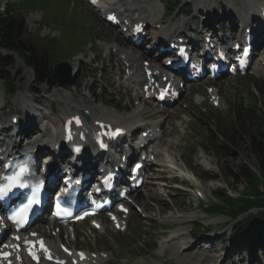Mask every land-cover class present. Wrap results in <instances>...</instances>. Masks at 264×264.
I'll use <instances>...</instances> for the list:
<instances>
[{
	"label": "rangeland",
	"instance_id": "1",
	"mask_svg": "<svg viewBox=\"0 0 264 264\" xmlns=\"http://www.w3.org/2000/svg\"><path fill=\"white\" fill-rule=\"evenodd\" d=\"M154 1L160 5L158 20L161 23H176L175 35L184 32L190 33L196 22L201 23L204 20L208 23V20L219 19V13L224 10V17L218 21L220 26L222 25L229 30L231 19L228 15L232 19L243 20L247 18L244 14L243 0H208L210 5L207 10L203 9L202 11H200V5L203 1L190 0L191 3L187 2L193 7L190 13L180 9L173 16L164 15L166 6L164 0ZM228 4L231 5L228 7ZM38 7L44 11V20L43 23L40 21L42 12L30 11L27 13L26 20L31 32L29 36L33 39L37 35L57 38L55 41L57 48L52 52L54 57L56 55H71L68 61L76 63V73L77 70L80 71L78 67H82L79 75L75 78L82 86L73 87L69 85L67 87L68 92L79 93V88L83 89L84 87H89L93 92L95 84H92L91 72H88L86 79L82 80L87 65L82 61L88 62L89 58L93 56L92 51L96 54L101 52L99 43L122 42L120 35L115 29L107 25L104 26L101 21H97L99 16L95 14L86 0H44L38 4ZM2 9L3 5L0 2V12ZM198 28H200V24ZM80 49H82L81 53L78 52ZM0 51L5 54L3 50ZM54 57L52 61L55 59ZM11 59L13 64L7 70L16 78L17 92L13 95L7 94L4 82L0 79V119L9 125L11 114L17 113L25 125H31L40 121V115L43 114H47L50 119L60 116L62 103L53 96L54 91H56L54 90L55 87L49 89L46 85H35L39 93H30L28 88L33 85L31 80L33 73L31 76L28 68L17 56L12 55ZM30 80L32 83H29ZM50 83H53L52 79ZM221 83L222 106L220 112L222 116H226L228 112L233 113L235 105L238 106L243 102L254 108V111L251 112V118H247L245 121L250 124L249 129L244 127L243 137L234 135V141L229 144L227 152L203 151L200 144L204 142V138L201 133L206 132L207 127L213 125H207L206 116L201 120L192 113L193 111L199 114L201 111L208 113L206 104L194 105L192 98L194 92L203 93L204 90L202 87H195L186 94L180 105L172 111L179 112L180 109L186 112L185 106H187L190 108L187 115L191 121L187 124L178 123L177 126L173 119L180 118L178 115H173L165 121L168 136H177L178 134L181 136L177 149L174 152L173 150L169 151L177 154L173 160L174 165L167 161L164 163L165 166L158 167L157 174L150 179L151 183L145 186L138 196L139 202L145 209H148V213L153 219L147 223L141 221L138 213L134 211L127 234L119 233L114 238L110 235V242L103 243L104 239L99 242L98 248L106 250L112 255L109 264H172L177 262L182 264H252L249 261L248 252L242 251L233 254L234 243L232 240L230 244L220 238L208 239V234L213 236L215 232L230 231L231 225L227 226L226 224L228 217L224 215L211 216L203 211L194 191L197 186L203 187L207 195L205 200L207 204L215 200L213 192L219 188L226 190L232 196H237L246 184L245 182L237 184L231 174H239L246 164H250L254 170L261 171L258 166L259 158L250 150L249 141L250 129H255L258 125V117L264 115V88L259 90L258 83L239 78L223 79ZM91 91L87 94L93 105L103 106L113 113L129 115L131 109H125L123 107L124 102L121 103V109H116L108 105L109 96L104 92H96L97 95L94 99ZM251 92L257 94L258 105L256 107L251 104ZM23 104L25 105L23 106ZM131 106L134 108V103ZM168 111L171 114V110ZM34 115L36 117H33ZM144 117L146 121L152 122L155 121L156 116L148 114ZM170 165L173 167H168ZM256 183H261V180H256ZM182 184H188L191 188L185 189ZM149 187L151 188L149 189ZM234 188H238V191L235 192ZM151 191L152 193H150ZM133 218L136 219L134 225L132 224ZM196 218H200L206 224L211 225L204 235L199 237L192 234V238L186 234L184 241L182 240L184 247L182 250L172 244L174 241L163 244L162 240L166 239L174 230L182 229L193 233L192 223ZM212 241L215 242V246H212ZM100 244H102L101 247ZM192 244H196L195 247L191 248ZM187 247L188 249H186ZM140 248L143 249L141 252H139ZM176 249L180 250V256L173 255V250ZM184 249L186 250L184 251ZM258 254L261 264H264V256L261 253ZM124 260L127 262L124 263Z\"/></svg>",
	"mask_w": 264,
	"mask_h": 264
},
{
	"label": "trees",
	"instance_id": "2",
	"mask_svg": "<svg viewBox=\"0 0 264 264\" xmlns=\"http://www.w3.org/2000/svg\"><path fill=\"white\" fill-rule=\"evenodd\" d=\"M5 1L6 11L0 14V49L5 50L7 53L17 54L33 70L35 82L38 85L47 84L48 76L54 78L51 64L47 60L48 56H51L49 50L54 49V42L44 38L37 40V42L27 40V24L23 15L25 11L37 8L38 4L44 0ZM11 64L12 61L9 55L0 53V78L8 84L14 81L7 70V67ZM56 84L57 81L52 85ZM48 86H51V84H48ZM261 86L264 88V84H261ZM252 105L254 107L257 106L255 99H253ZM235 111V118L233 119V116L230 115L228 122L220 119L216 113L211 112L214 115L212 119L216 121L218 133L210 129L207 141L211 142L214 150L226 152L229 144L234 139L232 132L242 134L245 131L244 127L249 129L250 124L245 121L247 118H251V112L254 109L241 105ZM250 132L249 147L259 158V167L264 175V116L258 117V125L255 129L251 128ZM217 134L221 135L222 138L217 137ZM231 176L237 184L245 182L246 191L243 192L242 196L232 198L222 190H219L216 192V197L222 200V203L213 202L211 206H208L207 210L211 214L226 212L231 216V220H235L239 215L248 212L250 209L258 208L257 213H250L235 224L234 239L235 245L239 249H247L254 255L256 250H261L264 253V192L259 189L256 183L258 178L255 172L246 165L243 166L239 174H231ZM197 225L198 232L204 230L202 224Z\"/></svg>",
	"mask_w": 264,
	"mask_h": 264
},
{
	"label": "bare ground",
	"instance_id": "3",
	"mask_svg": "<svg viewBox=\"0 0 264 264\" xmlns=\"http://www.w3.org/2000/svg\"><path fill=\"white\" fill-rule=\"evenodd\" d=\"M123 0H117V2H115V0H112L113 4H111V7L113 8L115 6L116 3L118 2H122ZM154 0H133V3L132 4H129L127 3V5H130L129 7V10H130V13H134L136 12L137 10H140L142 7L146 6V13L145 15L143 16L146 20H154V17L157 16L159 13H160V6L156 3V2H153ZM203 1V0H201ZM244 2V7H246L248 9V13L249 12H257L260 10V6H264V0H243ZM214 3V2H213ZM209 4L208 0H205L203 1V3L201 4V6H204V7H207ZM231 5V4H230ZM175 26H176V23L174 22H166L164 25H163V28H162V33L163 35H166L168 40H170V37L173 36L172 35V32L175 30ZM106 46H104L105 48ZM72 66L73 67H76V63H72ZM28 71L30 73V75L32 76V71L31 69L28 68ZM32 82H33V79H31ZM31 80L29 81V83H32ZM54 90V94L53 96L59 100L64 101V103L62 102V111L64 110V112L66 114H70L71 112L73 114L77 113V112H73L75 111V109L72 107V104L75 103L76 101H74L73 99H71L70 97H72V95L67 91L68 89L63 87V86H59V87H56ZM79 101H78V104L76 106V110H81L82 108L84 109H90V112H91V123H93L95 120H101V119H106L107 121L109 122H113L115 125H123V126H126L128 127L131 131L133 129H136L139 124H141V119L140 117L144 114V111L141 109V108H137V110L131 114H129L128 116L126 115H122V114H119V113H113L111 112V110L109 111L108 109H105L103 106H95L93 105V103L91 102L89 96H87V94H82L80 97H79ZM67 100H71L70 103L68 104L67 103ZM25 104H23L24 106ZM116 112V111H114ZM165 113V111L163 112V114ZM147 130V128H146ZM40 139V138H38ZM160 140V139H159ZM57 142V139L55 140V142L52 144L54 145L55 143ZM44 142L41 141V144H43ZM38 145V143H35L33 146H36ZM155 152L157 153V163L159 162H169L171 164L174 165V157L177 156V154L175 153H169V151L167 153H163L162 151L159 150V147H156L155 148ZM164 154V157L165 159L161 160V156ZM111 157H113V155H111ZM153 165V163H150L148 162V167H151ZM173 165H170L168 167H173ZM167 166V165H166ZM176 168V167H175ZM151 187H149L150 189ZM152 193V191L150 192ZM149 196H152V195H149ZM176 234H175V237L174 238H177V236H182L184 235V231H182V229H178L176 230ZM173 238V239H174ZM180 239H183V237ZM184 241V240H183ZM196 244H192L190 247L193 248V246H195ZM183 247V246H182ZM188 249V248H187ZM181 250V249H180ZM180 250L176 249V250H173V255L174 256H180ZM181 261V260H180ZM180 263V262H178ZM182 264V263H181Z\"/></svg>",
	"mask_w": 264,
	"mask_h": 264
},
{
	"label": "water",
	"instance_id": "4",
	"mask_svg": "<svg viewBox=\"0 0 264 264\" xmlns=\"http://www.w3.org/2000/svg\"><path fill=\"white\" fill-rule=\"evenodd\" d=\"M55 72L58 76L65 74L66 75V80L63 82L62 80V84H68L70 81V77H71V68L69 66V64L67 62H62L57 64L55 67Z\"/></svg>",
	"mask_w": 264,
	"mask_h": 264
}]
</instances>
